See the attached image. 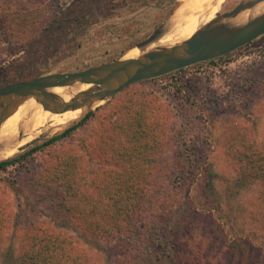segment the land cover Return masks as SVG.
<instances>
[{"label": "rangeland", "instance_id": "obj_1", "mask_svg": "<svg viewBox=\"0 0 264 264\" xmlns=\"http://www.w3.org/2000/svg\"><path fill=\"white\" fill-rule=\"evenodd\" d=\"M196 1L198 9L206 7L202 14L217 6L213 19L243 0ZM190 2L0 0V87L123 58L156 30L165 34ZM145 98L165 111L167 134L179 136L165 139L144 193L143 200L153 205L161 185L166 193L177 186L166 195L165 210L145 206L147 219L162 218L167 242L159 247L138 234L131 239L90 235L56 211L36 182L62 159L80 172H74L84 180L79 190L93 193L87 182L92 172L111 166L91 146L101 119L116 103ZM25 107L2 123L12 125L4 131L13 130V138L0 139L1 148L18 153L50 134L44 128L48 119L33 123L27 118L31 107ZM89 112L92 116L64 137L31 152L44 143L32 147L0 169V264L20 261L30 227L69 238L85 264H264V168L254 177L248 169L241 173L240 161L232 159L264 153V34L226 55L134 82ZM259 158L264 167V157Z\"/></svg>", "mask_w": 264, "mask_h": 264}, {"label": "trees", "instance_id": "obj_2", "mask_svg": "<svg viewBox=\"0 0 264 264\" xmlns=\"http://www.w3.org/2000/svg\"><path fill=\"white\" fill-rule=\"evenodd\" d=\"M164 112L161 106L146 98L131 103L128 100L110 107L95 131L96 142L93 144L91 141V146L97 150L99 159L111 166L102 168L97 173L92 172L87 182L93 193L86 194L79 190V185L84 186L83 178L77 177L80 172H77L75 166H70L74 163L64 164L62 159L46 167L45 176H39L36 180L37 187L46 191L56 211L75 221L94 237L131 239L138 234L143 239L149 238V242L154 240L159 247L162 242H167L165 233L161 232L162 218L157 217L159 214H152L155 220L147 219L145 206L149 210L155 207L165 210L168 208L166 195L168 198L171 196L169 193L173 195L177 186L171 185L172 190L167 194L164 185H161L153 205L143 199L145 191L150 188V176L156 168L159 153L163 151L165 139L172 141L179 137L172 135L171 131L167 134L168 124L163 120ZM92 114L93 112H89L78 124L31 152L64 137ZM237 155L232 159L240 161L241 173L246 169L249 170L247 175L254 177L263 173L264 167L259 164V157H264V153L244 152L243 157ZM78 157H73L70 162ZM18 160L15 158L1 161L0 169ZM74 172L77 173L76 176ZM260 219H264V214H261ZM260 225L264 227V221ZM27 241L20 261L14 264H85L80 257V251L76 252L77 249L72 246L70 239L59 232L30 227Z\"/></svg>", "mask_w": 264, "mask_h": 264}, {"label": "water", "instance_id": "obj_3", "mask_svg": "<svg viewBox=\"0 0 264 264\" xmlns=\"http://www.w3.org/2000/svg\"><path fill=\"white\" fill-rule=\"evenodd\" d=\"M263 1L243 0L232 9L216 15L215 18L201 25L186 40L145 50L150 43L162 36L163 31L160 28L137 45L141 52L134 58L123 57L76 72L50 73L1 86L0 127L15 109L17 98L33 96L44 109L53 113L63 112L91 104L93 101L109 100L134 82L162 76L198 62L223 56L264 34V13L228 32H221L217 27L221 26L224 20ZM75 83H89L92 88L77 92L66 102L59 100L48 90L56 86H70ZM91 107H86L77 119L68 123L64 128L56 132L49 130L50 134L34 141L29 148L9 157L0 158V162L18 158L32 147L62 134L78 124Z\"/></svg>", "mask_w": 264, "mask_h": 264}, {"label": "bare ground", "instance_id": "obj_4", "mask_svg": "<svg viewBox=\"0 0 264 264\" xmlns=\"http://www.w3.org/2000/svg\"><path fill=\"white\" fill-rule=\"evenodd\" d=\"M191 1L188 3L187 7L185 6V11L184 14H181V10H179L176 15L175 19L172 20V25L168 28L165 34H163L161 37H159L155 43H150L148 47L145 48V50H149L152 47H158L161 45H171V44H177L180 43L183 40H186L189 38L198 28L201 27V25L205 24L209 20H212V17L214 16V12L216 10V7H212L210 9H207L208 13L207 14H202V9L205 8H200L198 9L200 3H198L196 0H189ZM199 1V0H198ZM202 1V0H201ZM218 1V0H217ZM205 2V1H204ZM189 12V13H187ZM264 13V1L256 4L255 6L248 8L244 11L239 12L233 17H230L221 23V26L217 27L218 29L221 30V32H228L231 29L245 23L247 20L251 18H255L259 16L260 14ZM140 50L135 47L133 51H129L125 58H134L137 55L140 54ZM92 88V85L87 83V84H80V83H75L70 86H56L53 88H49V92H51L55 97H57L59 100L66 102L69 101L70 98L76 94L79 91H84L87 89ZM16 101V107L15 109L25 107V106H30L31 108L28 109L29 112L27 116L28 119L31 118V120H35L34 122H39L48 119V126L44 125V128H48L51 132H56L64 126H66L68 123L71 121L77 119L83 112L84 110L97 103L100 101H93L91 104H87L85 106L78 107L76 109H70L67 111L63 112H57L53 113L50 112L42 107V105L36 101L35 97L29 96V97H24L21 99H15ZM26 109V107H25ZM20 110V109H19ZM21 111V110H20ZM23 111V110H22ZM21 111V112H22ZM18 115V114H17ZM20 115V113H19ZM21 116H19L20 118ZM21 119V118H20ZM19 119V120H20ZM18 120V119H17ZM24 120V119H23ZM29 120V121H31ZM15 121V120H14ZM26 121V120H25ZM32 126V122L29 123ZM34 126V125H33ZM11 124H5L1 125L0 129V139L4 143L3 140H5V143L7 141L13 138V130L10 131H4V128H11ZM35 128V127H34ZM40 128V127H39ZM25 129V128H22ZM20 129V130H22ZM30 130V129H29ZM44 130V129H43ZM31 133V132H29ZM19 134V132H17ZM30 135V134H29ZM35 135V134H34ZM33 135V136H34ZM37 135V134H36ZM19 138V136H18ZM14 154V149L13 148H1L0 147V158H6Z\"/></svg>", "mask_w": 264, "mask_h": 264}, {"label": "flooded vegetation", "instance_id": "obj_5", "mask_svg": "<svg viewBox=\"0 0 264 264\" xmlns=\"http://www.w3.org/2000/svg\"><path fill=\"white\" fill-rule=\"evenodd\" d=\"M240 47H242V46H240ZM240 47H239V48H240ZM237 49H238V48H237ZM227 54H228V53H227ZM225 55H226V54H225Z\"/></svg>", "mask_w": 264, "mask_h": 264}]
</instances>
